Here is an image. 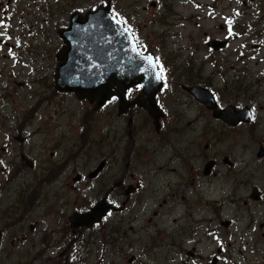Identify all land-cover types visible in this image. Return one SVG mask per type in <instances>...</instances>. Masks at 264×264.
Returning a JSON list of instances; mask_svg holds the SVG:
<instances>
[{
	"label": "rangeland",
	"instance_id": "obj_1",
	"mask_svg": "<svg viewBox=\"0 0 264 264\" xmlns=\"http://www.w3.org/2000/svg\"><path fill=\"white\" fill-rule=\"evenodd\" d=\"M105 1L99 0V6ZM108 1L116 13H123V17L132 14L129 23L135 21L139 25L140 45L160 59L171 76L175 90L169 98L172 104L166 115L169 123L161 128L160 122L157 131L153 117L141 106L118 113L117 104L110 102L96 110L92 102L78 99L74 93L54 91L50 75L54 74L57 63L52 53L61 41L54 31L56 25H49L50 43L47 45L48 40L40 37V58L34 66L37 72L31 75L38 77V82L29 85L31 81L25 77L19 81L25 83L19 98L23 104V119L31 122L24 135L30 137L29 143H33L31 141L36 140L34 131L43 123L53 129L56 136H64L61 138L70 142L67 154L72 159L76 157L72 160L73 170L78 158L85 159L87 174L102 159L107 160V167L99 174V192L98 180L90 181L85 190L74 182V176L69 178V186L59 184L54 193L50 192L48 200L54 205L55 216L73 206L81 205L83 210H88L107 193L110 201L121 205L125 199L123 190L117 189L118 186L114 191L110 188L121 180L124 172L128 171L126 186L140 182V187L131 196L128 216L121 218V213H109L99 225L85 229L83 239L74 244V236L66 225L64 230L67 232L57 237L61 243L59 249L45 248L44 251L39 245L36 253L31 244L20 249L16 246L17 251L10 254L5 263L0 255V264H130L133 252L145 258L147 264H163L154 260L166 250L162 247L161 232H185L192 224L188 213L193 212L196 216L204 207L202 195L215 199L217 213L218 204L222 207L215 228L220 225V220L238 219L236 229L241 231L243 223L250 217H258L255 209L250 213L239 201L248 199L253 186L264 188V158L257 157L264 139V0H170V13L164 4L166 0H156V7L151 5L152 0ZM47 2L45 0L41 6ZM45 17L40 14L41 28ZM48 24L46 21V26ZM226 36L230 38L228 47L211 51L208 39ZM1 54L0 63L7 62L8 71L21 68ZM22 70L30 75L33 68ZM193 83L214 90L222 106H251L253 119L233 127L215 119L211 111L183 90L185 85ZM132 139L136 146L127 168ZM151 142L159 143L160 155L152 154L148 148ZM62 146L66 149V145ZM226 158L232 165L224 162ZM210 159H215L217 165L213 173L214 184L207 187L204 166ZM80 170L85 172L78 167L73 174ZM132 172L135 177H130ZM241 181L246 188L238 191L237 185ZM250 203L253 207L257 205ZM66 204L68 206L64 208ZM168 208L171 209L169 214ZM44 210L45 206L39 211L34 210L30 217L43 216ZM136 216L138 219L131 223L136 232L131 236L143 238L148 246L133 250L131 242L121 234L128 218ZM219 231L224 233L225 229L220 227ZM38 233L29 232L36 238ZM105 234H112L107 235L111 238ZM146 247L160 253L148 256L143 252ZM191 247L190 243L186 245V248ZM198 247L199 252L206 255L207 249L216 248V244L212 237L209 243L204 242ZM26 250L30 252L27 256L23 254Z\"/></svg>",
	"mask_w": 264,
	"mask_h": 264
},
{
	"label": "flooded vegetation",
	"instance_id": "obj_2",
	"mask_svg": "<svg viewBox=\"0 0 264 264\" xmlns=\"http://www.w3.org/2000/svg\"><path fill=\"white\" fill-rule=\"evenodd\" d=\"M44 1L0 0V43L3 42V46H0V58L2 57L1 53H3L5 59L8 57L21 67L10 72L8 71L9 65L7 62L0 63V255L3 263L7 261L10 254L17 251L14 249L16 246L20 249L24 245L31 244L32 251L36 253L39 245L43 246L41 248L44 251L45 248L53 251L59 249L61 243L58 242L57 237H62L67 232L64 230L66 225L69 226L71 234L74 236L72 244L83 237L84 230L88 228H73L71 216L76 212L88 211L92 206L88 210H83L81 205L77 208L73 206L71 209L64 210L55 216L54 205L50 204L48 197L50 192L54 193L59 184L69 186V178L74 176V182L81 184V187L86 190L90 181L98 180L96 187L99 192V173L96 177L90 176L93 170L87 174L85 159H76L74 170L72 169V160L76 157L72 159L71 155L67 154L66 150H68L70 142L64 141L62 139L64 136H56L55 131L43 123L34 131L33 135L36 140L31 141L33 143H29L27 140L30 137L24 135L31 122L23 119V104L20 103L22 100L19 98L21 97L22 86L25 83L19 81L25 77V79L31 81L29 85H33L34 82L39 80L38 77L31 75L37 72L34 66L38 64L40 58V37L48 40V45L51 36L49 25H56L54 31L61 44L52 53V58L58 64L61 50L71 44L73 28L83 26L82 28L85 30L94 26L95 23L92 22L94 19H90L87 15L99 10V0H48L47 5L41 6ZM164 4L167 7V13H170V0H166ZM151 5L156 7L157 1L152 0ZM40 14L46 15L43 28L40 25ZM119 14L121 15V13ZM130 16L132 14L124 19L130 25L127 26L136 37L139 25L135 21L134 24H130ZM98 19L99 14L96 17V20ZM46 21H49L48 26H46ZM61 32H65L69 39L62 37ZM81 35H83V32L80 30L79 36ZM29 68H33L30 75L22 73V69ZM54 75L55 72L50 75L53 82ZM167 75L166 70V73L162 74L164 87L157 94L158 104L163 109L162 118L159 121V125L161 122V128L169 123V118L166 116L169 107L172 106L169 103V98L175 90L174 82L171 83V76ZM53 86L54 91L59 93L55 88V83ZM170 86L171 88L168 89ZM183 90L187 92L185 89ZM50 92L54 94L52 89H50ZM141 93L142 87L135 85L129 89L128 99L144 98L141 97L143 96ZM188 94L195 99L191 93ZM179 103L181 104L182 101H179ZM133 107H137V105ZM211 113L213 115V111ZM160 131L157 133L159 134ZM131 142L132 147L127 154V168L130 166L131 155L136 146L135 139H132ZM62 144L66 145V149ZM158 144V142H151L148 146L153 155H160ZM175 156L179 157V155ZM229 164L232 165V162H229ZM78 167L85 172L80 170L73 174V171H77ZM127 172H124L121 180L116 181L117 189L123 190L124 193L127 190L132 191L130 195H125L127 201L122 202V206L119 205L121 206L119 210L113 211V213H121L119 215L121 218L128 216L126 213H128L131 196L140 187V182L136 185H125ZM213 173L214 169L210 175H204L207 179V187L214 184L215 174ZM197 175H199V171H197ZM130 177H135V173L132 172ZM193 179L195 180V177ZM237 187L238 191L246 188L243 181ZM110 191H114V188H110ZM250 201L257 205L253 207ZM74 202L77 203V201ZM136 202L138 201L136 200ZM201 202L204 207L198 215L194 216L193 212L188 213V216L192 218V224L187 227L185 232H181V230L161 232L162 247L166 250L162 252L163 254L158 255L154 259L155 261H162L163 264L169 261H174L175 264H264V188L253 186L248 199L239 201L248 207L250 213H253V209H255L258 215V217H250L248 221L244 222L241 231L236 229L238 219L235 221L230 219L220 220V225L215 228V222L221 216L222 207L218 204L219 212L217 213L215 199L207 198L205 195L201 196ZM164 203H167V200H164ZM43 206H45V210L42 211L43 216L30 217L34 210L39 211ZM66 206L68 204L64 205V208ZM262 208L263 210H261ZM192 209L193 207H191ZM238 209L240 210V207ZM170 212L171 209L168 208L167 214ZM137 219L138 216L129 217L128 224L123 228L124 231L121 234L131 242V249L133 250L142 245L148 246L147 241H144L143 238L131 236V233L136 232L133 231L134 227L131 226V223ZM226 221H229L228 225H225ZM220 227L225 229L224 233H220ZM128 228L130 231L125 232ZM114 229L116 230V227ZM29 232H39V235L36 238L30 235ZM6 236L8 237L7 240ZM212 237L216 248H208L207 254L202 255L198 246L204 242L209 243ZM188 243L192 244L191 248H186ZM143 252L148 256L160 253L149 247L144 248ZM23 254L27 256L30 252L26 250ZM129 263L147 264L145 258L134 252L129 259ZM149 264L154 263L150 262Z\"/></svg>",
	"mask_w": 264,
	"mask_h": 264
},
{
	"label": "water",
	"instance_id": "obj_3",
	"mask_svg": "<svg viewBox=\"0 0 264 264\" xmlns=\"http://www.w3.org/2000/svg\"><path fill=\"white\" fill-rule=\"evenodd\" d=\"M91 14H99V19L90 18L94 19L92 22L95 25L85 30L81 29L83 35L79 40L80 46L71 43L59 56L61 62L55 76L56 88L60 91H72L79 99L87 98L95 103V109L102 107L116 95L121 100L120 113L138 103L146 108L158 123L162 113L156 104L155 96L161 88V81L153 56L140 52L129 29L111 13L110 4L100 6L97 12L89 13L87 17ZM61 34L69 39L66 33ZM208 45L219 50L226 45V41L210 39ZM135 84L143 86L142 93L147 94V97L129 101L126 93ZM187 89L207 107L213 109L216 118L223 119L231 125H236L240 121L248 122L251 118L249 107L238 110L236 106L230 105L225 109H218L213 94L207 88L192 86ZM258 156H264V146L260 148ZM105 164V160L101 161L91 176L100 173ZM214 164L213 160L206 164L205 174L211 172ZM128 192L129 190L127 194ZM112 209L116 207L104 197L90 211L74 213L71 216V225L73 228L91 227L102 221Z\"/></svg>",
	"mask_w": 264,
	"mask_h": 264
},
{
	"label": "trees",
	"instance_id": "obj_4",
	"mask_svg": "<svg viewBox=\"0 0 264 264\" xmlns=\"http://www.w3.org/2000/svg\"><path fill=\"white\" fill-rule=\"evenodd\" d=\"M107 235H112V234H107ZM106 234H105V236L108 238V239H110L111 237L110 236H107Z\"/></svg>",
	"mask_w": 264,
	"mask_h": 264
}]
</instances>
